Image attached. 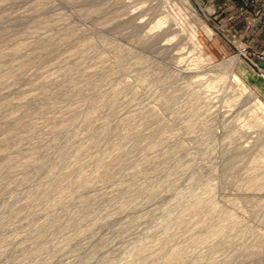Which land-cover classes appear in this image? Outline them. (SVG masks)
Here are the masks:
<instances>
[{
  "label": "rangeland",
  "instance_id": "374dc122",
  "mask_svg": "<svg viewBox=\"0 0 264 264\" xmlns=\"http://www.w3.org/2000/svg\"><path fill=\"white\" fill-rule=\"evenodd\" d=\"M264 0H0V264H264Z\"/></svg>",
  "mask_w": 264,
  "mask_h": 264
},
{
  "label": "water",
  "instance_id": "95a60500",
  "mask_svg": "<svg viewBox=\"0 0 264 264\" xmlns=\"http://www.w3.org/2000/svg\"><path fill=\"white\" fill-rule=\"evenodd\" d=\"M260 65H261V66H264V62H263V61H262V62H260Z\"/></svg>",
  "mask_w": 264,
  "mask_h": 264
}]
</instances>
